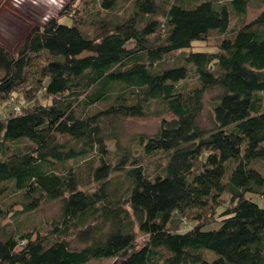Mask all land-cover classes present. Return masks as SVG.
Wrapping results in <instances>:
<instances>
[{
  "label": "trees",
  "instance_id": "obj_1",
  "mask_svg": "<svg viewBox=\"0 0 264 264\" xmlns=\"http://www.w3.org/2000/svg\"><path fill=\"white\" fill-rule=\"evenodd\" d=\"M249 1L99 0L89 23L0 43V264H264V9L244 22ZM233 18L215 51L184 49ZM150 114L154 134L123 139Z\"/></svg>",
  "mask_w": 264,
  "mask_h": 264
},
{
  "label": "rangeland",
  "instance_id": "obj_2",
  "mask_svg": "<svg viewBox=\"0 0 264 264\" xmlns=\"http://www.w3.org/2000/svg\"><path fill=\"white\" fill-rule=\"evenodd\" d=\"M126 5L129 6V3ZM99 9V0H0V43L12 52H16L32 27L36 25L42 26L53 18L62 22L83 20L84 22L89 23V18L95 16ZM263 9L264 0H250L247 13L244 16V22H249L255 18ZM123 11H125V8H123ZM101 12L103 14V11ZM238 24L239 21L233 18L231 28L226 34L212 31L204 39L194 40L191 47L184 49L187 51H215L219 40L225 35L232 34L233 28L236 26L238 27ZM89 25L90 24L84 25V29L87 32L94 34L95 30ZM178 53H180V51H177L175 55ZM169 63H171V60ZM216 92V90H213L207 94V107L205 113L201 117V123L205 126H209L211 122L209 101ZM262 100L264 103V96H262ZM161 119L162 115L150 114L148 116L136 117L128 120L125 125L126 132L123 139L128 140L132 135H139L141 133L146 135L154 134ZM110 147L113 148V145L111 144ZM254 197V199L264 207V196ZM59 207L60 202L57 200L44 202L35 212V218L34 220L32 219L31 222L41 225L46 220L53 219L57 216ZM221 209L222 207L218 208L217 212ZM21 217H15L13 223H23L24 220ZM16 219L18 220L15 222ZM217 225L218 222L215 221L209 225V227ZM190 226L191 224L185 222L182 224L181 229L184 230ZM21 229L23 230L24 228L21 227ZM144 240V235H139L138 244L143 243ZM114 260V258L91 260L88 264H110Z\"/></svg>",
  "mask_w": 264,
  "mask_h": 264
}]
</instances>
